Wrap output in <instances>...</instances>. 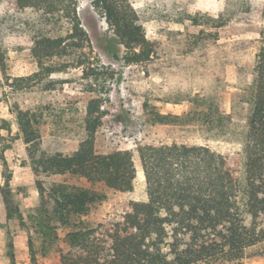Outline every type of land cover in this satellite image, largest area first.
<instances>
[{
  "label": "rangeland",
  "instance_id": "1",
  "mask_svg": "<svg viewBox=\"0 0 264 264\" xmlns=\"http://www.w3.org/2000/svg\"><path fill=\"white\" fill-rule=\"evenodd\" d=\"M91 1L76 0V14L88 36L85 56L90 66L108 74L98 78L106 92L102 95L104 115L95 133V151L106 155L128 150L136 168L131 192L94 186L101 197L81 217L93 227L117 222L127 202L146 200L136 151L141 142L189 143L231 156L240 154L255 55L264 39V0H128L153 47L148 61L139 64L125 63L123 48ZM207 18L225 25L210 30ZM201 30L217 32V41L189 51L188 43ZM66 32L67 25L58 16L44 18L29 9L15 10L11 0H0V186L10 175L12 196L27 226L6 227L0 194V264H11V256L14 264H33L29 239L37 258L34 264H59L62 255L72 252L62 242L67 230L57 229L58 240L45 247L33 227L34 218L39 216V199L12 113L17 106L37 115L41 148L46 153L70 154L76 149L83 136L88 98L85 85L92 78L84 79L80 68L69 67L29 89L15 91L12 87L15 78L38 70L30 52L33 38L65 36ZM214 108L217 111L213 114ZM207 113L220 116V124L206 125L202 120ZM159 115L168 116L170 123H160L155 118ZM171 116L178 117L176 124L171 125ZM55 181H45V188L49 190ZM262 249L250 248L240 262L225 264H264Z\"/></svg>",
  "mask_w": 264,
  "mask_h": 264
},
{
  "label": "trees",
  "instance_id": "2",
  "mask_svg": "<svg viewBox=\"0 0 264 264\" xmlns=\"http://www.w3.org/2000/svg\"><path fill=\"white\" fill-rule=\"evenodd\" d=\"M11 1L15 10L29 9L48 19L58 16L67 25L65 36L33 38L30 52L38 70L15 78V91L29 89L69 67H78L84 79H93L85 85L88 98L83 136L70 154L43 151L37 115L17 106L12 111L39 199V216L34 218L33 227L45 247L58 240L57 229L67 230L62 242L72 252L62 255L59 264H225L240 262L253 247L262 246L264 252V39L255 55L240 154L231 156L189 143L141 142L136 151L146 200L129 201L117 222L92 227L81 217L101 197L94 186L128 193L136 177L130 151L106 155L95 151V133L104 115L102 95L106 92L98 78L108 74L91 67L85 56L89 40L76 14V0ZM91 6L123 48L126 64L148 61L153 47L128 0H92ZM206 21L210 30L225 25L208 18ZM193 22L199 23L195 19ZM217 39V32L201 30L188 43L189 51ZM216 111L214 108L213 114ZM213 114H205L202 121L219 125L220 116ZM155 118L162 124L170 123L168 116ZM176 119L171 116V125ZM10 179L7 175L0 186L5 225L27 229L13 199ZM50 179L57 181L47 190L44 183ZM28 248L34 264L37 258L31 239Z\"/></svg>",
  "mask_w": 264,
  "mask_h": 264
}]
</instances>
